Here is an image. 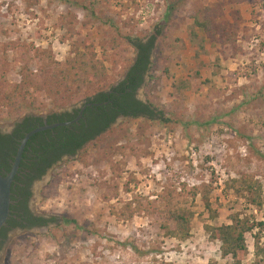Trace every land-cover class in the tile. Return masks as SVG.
Instances as JSON below:
<instances>
[{
    "label": "rangeland",
    "instance_id": "374dc122",
    "mask_svg": "<svg viewBox=\"0 0 264 264\" xmlns=\"http://www.w3.org/2000/svg\"><path fill=\"white\" fill-rule=\"evenodd\" d=\"M215 1L228 17L239 10L251 36L239 39L243 53L220 57L219 67L213 66L217 44L191 19L200 6ZM113 34L156 35L152 71L136 96L151 100L177 122L165 126L119 117L85 162L76 155L57 163L36 185L41 195L36 192L32 203L35 213L57 221L9 232L0 264H224L219 242L210 240L205 225L228 222L233 212L253 213L264 221V205L253 209L226 185L240 174H252L262 183L264 199V0H0V50L6 43L14 46L7 48L0 86L21 81L24 47L31 55L50 50L55 61L63 62L72 42L104 59L105 87L115 85L126 66L113 51L102 54ZM45 65L37 56L28 68L41 83ZM197 77L211 79L212 86L197 91ZM38 99V109L0 117V127L8 130L26 115L72 109L53 108L43 90ZM53 177L58 181L48 187ZM181 184L205 189L216 213L212 218L204 210L198 194L191 208L190 237L165 236L159 221L144 210L128 216L134 199L148 197L155 203L166 187L179 189ZM247 245L244 264H253L250 235Z\"/></svg>",
    "mask_w": 264,
    "mask_h": 264
},
{
    "label": "trees",
    "instance_id": "16d2710c",
    "mask_svg": "<svg viewBox=\"0 0 264 264\" xmlns=\"http://www.w3.org/2000/svg\"><path fill=\"white\" fill-rule=\"evenodd\" d=\"M230 15L231 17H228L225 14L219 1L202 5L191 14L192 24L217 44V56L213 62L215 67L220 66V57L225 58L229 55L234 58L243 53L239 39L249 40L251 37L248 27L243 24L239 10H231ZM190 33L194 34L191 31ZM70 45L71 53L63 62L55 61L50 50L31 55L27 47H22L21 81L13 85L4 81V85L0 86V110L1 107L6 110L4 113L0 111V117L10 118L19 115L24 109H38L40 105L37 101L42 90L52 98L53 108L72 106L71 110L52 111L46 124L74 119L80 109L75 105L80 100L83 103H94L84 109L78 121L35 133L27 141L11 185L10 214L5 225L0 229V238H2L0 249L8 231L12 228L46 226L57 221L54 216L49 218L33 216L27 207L30 196L28 187L64 155L71 157L77 155L76 160L85 162L84 158L88 151L92 147H99L97 140L100 137H107L108 129L119 116L156 120L165 126L173 121L177 122L151 100L142 101L136 96L138 89L144 84L145 76L152 71L151 57L157 46L156 35L144 39L113 34L107 45L102 46L103 56L106 57L108 52L113 51L117 59H121L126 66L124 77L108 88L105 87L108 76L105 60L97 58L96 53H89L88 47L80 48L74 42ZM121 47L122 50H119ZM7 48L14 49V46L6 43L0 50L2 75L5 74L4 60ZM130 49H133V55H130ZM37 56L44 60L48 68L43 83L36 80L28 69ZM117 59H114V64L118 63ZM194 74L197 76L199 73L195 71ZM196 80L194 88L197 91L202 90L205 85L212 86V80L209 78L201 81L200 77H197ZM94 88L96 89L90 93L89 90ZM182 88V85L177 87L178 91ZM40 125H44L41 117L27 116L17 125L12 135H0V153L4 158L0 161V174L4 175L10 170L19 141L24 134ZM57 181L58 179L53 177L48 187L53 186ZM226 185L236 196L244 197L253 209H262L263 186L252 174H240L227 181ZM165 191L157 194L155 203L148 197L144 200L134 199L132 202H135V206L128 216L132 217L136 211L144 210L159 221L160 230L165 236L179 240L190 237L193 215L191 208L198 194L204 201V210L209 212L212 218L215 217L216 213L211 207L205 189L181 184L179 189L166 187ZM128 207L131 208V203ZM121 216L126 215L122 213ZM205 228L210 240L219 242L220 256L226 259L224 264H244L248 251L247 235L253 238L255 257L253 264H264V242H261L264 221L257 219L253 213L242 215L233 212L228 216V222L205 225ZM207 264L215 263L210 261Z\"/></svg>",
    "mask_w": 264,
    "mask_h": 264
},
{
    "label": "water",
    "instance_id": "95a60500",
    "mask_svg": "<svg viewBox=\"0 0 264 264\" xmlns=\"http://www.w3.org/2000/svg\"><path fill=\"white\" fill-rule=\"evenodd\" d=\"M94 103H81L77 107L80 108L77 116L70 120V121H63V122H56L52 124H44L41 126H37L33 128L32 130L26 132L22 139L19 141L16 153L14 155V158L12 160V164L10 167V170L5 173L4 175L0 174V229L5 225L6 220L10 214V204H11V185L14 180V177L18 171L20 161L22 159V154L25 148V145L29 138L34 135L35 133L48 130L57 126H67L73 122H76L79 120V118L82 116V112L84 109L88 106ZM96 105V103H95Z\"/></svg>",
    "mask_w": 264,
    "mask_h": 264
},
{
    "label": "flooded vegetation",
    "instance_id": "af4514ba",
    "mask_svg": "<svg viewBox=\"0 0 264 264\" xmlns=\"http://www.w3.org/2000/svg\"><path fill=\"white\" fill-rule=\"evenodd\" d=\"M124 75H125V74H124ZM123 77H124V76H123ZM123 77H122V78H123ZM137 98H138V97H137ZM138 99H139V98H138ZM51 113H52V112L47 113V114H45V115H26V116H23V117H21L20 119L16 120V121L12 124L11 128L8 129V130H6L5 128L0 127V135H1V136H4V135H12L13 132H14V130H15V128L17 127V125H18V124H21V123L23 122L24 118L27 117V116L41 117V118H42V122H43V124H46V122H48V116H49ZM119 117H125V116H119ZM119 117H118V118H119ZM40 126H41V125H40ZM66 157H71V156L64 155V156L61 158V160H63V159L66 158ZM3 160H4V158H3V154L0 153V161H3ZM61 160H60V161H61ZM60 161H57L55 164H53L51 167H49V168L46 170L45 174H43L39 179H36L35 181H33L32 184L28 187V190H29V192H30V196H29V198H28V200H27V207H28L29 211L33 214V216L49 218V216L35 213V212L33 211L32 203H33V199H34V197H35V193H36V192H38V193L41 195V192H40L41 189H39V191H37V190H36V185H37L40 181H42V179H44L45 175H47V174L49 173V171H50V170H51V169H52L57 163H59ZM23 222L26 223V221H23ZM47 225H48V224H47ZM47 225H46V226H47ZM46 226H43V225H35V226H31L30 228H28V227H23V228H22V227H15V228L10 229V230L8 231V233H7V237L5 238V240H4V242H3V245H2V247H1V249H0V252H1V250H2V248H3V246H4V244H5L6 241H7V238H8V234H9V232H11V231H13V230H16V229H17V230H28V229H35V228H43V227H46ZM0 241H2V238H0Z\"/></svg>",
    "mask_w": 264,
    "mask_h": 264
}]
</instances>
